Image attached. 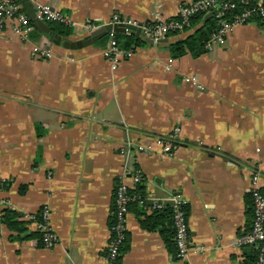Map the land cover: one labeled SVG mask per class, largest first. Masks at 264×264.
<instances>
[{
    "label": "crops",
    "instance_id": "0c3cea01",
    "mask_svg": "<svg viewBox=\"0 0 264 264\" xmlns=\"http://www.w3.org/2000/svg\"><path fill=\"white\" fill-rule=\"evenodd\" d=\"M190 1L41 0L98 27L113 16L171 18ZM86 35L77 28L66 38ZM182 38L136 48L113 67L108 39L66 50L34 25L17 35L0 24V199L21 215L46 206L57 239L44 248L33 225L16 234L0 222V264H105L114 188L119 178L134 188L135 169L147 205L141 217L128 209L118 264L243 263L251 248L236 239L251 225L255 173L264 192V28L250 21L197 57L172 58L169 45ZM39 48L51 58L34 55ZM175 128L178 147L165 155L154 138ZM127 141L150 150L126 157ZM175 198L188 208L182 260L163 241L168 222L140 225Z\"/></svg>",
    "mask_w": 264,
    "mask_h": 264
},
{
    "label": "built area",
    "instance_id": "2783aa9c",
    "mask_svg": "<svg viewBox=\"0 0 264 264\" xmlns=\"http://www.w3.org/2000/svg\"><path fill=\"white\" fill-rule=\"evenodd\" d=\"M218 0H192L188 3H182L178 6L176 15L167 19H160L158 14L155 18L141 26V35L144 38L150 39L153 42L164 38L167 34L175 31H180L187 27L190 19L197 13L206 11L208 8L214 9V18L218 24V28L213 32L205 44V49L210 50L213 45H221L224 39L233 31L236 26L244 25L258 18L261 26L264 28V0H252L251 4L246 6L248 0H237V2L226 1L217 5ZM36 17L42 21L58 23L71 29L85 30L86 33H91L98 28L92 22H84L77 24L67 18L60 11L55 9L48 3L41 0H29ZM245 6L244 9L235 16L232 20L226 19L225 15L229 10L235 9L237 5ZM6 21L9 23L14 34L24 35L29 29V18L21 11L20 5L14 0H0V24ZM109 23L112 24H129L138 26L140 23L125 17L113 16ZM142 24V23H141ZM113 33L110 34L108 48L105 52L107 59L113 67H116L119 61L125 59L129 53L123 52L113 38ZM34 55L37 57L49 59L52 54L43 48L34 50ZM168 69V67L166 68ZM184 81L195 83L193 77L185 78ZM179 129L175 128L167 136H157L154 138V144L161 149L165 155H171L178 147ZM150 150V146L133 143L127 141L125 147L120 150V153L126 157H131L135 153H146ZM130 178L133 184L141 180L140 171L135 169ZM258 176L255 173L252 176L253 187L250 190V199L252 202V221L247 232L239 235L236 239L237 247H252L256 251L255 264H264V192L257 186ZM134 200V196L129 194V187L123 182V178L117 180V184L113 192L112 208L114 215V223L110 226V238L107 244V250L104 255L105 264H118V256L120 248L124 241L125 234V219L128 213V205ZM184 204L180 199L172 200V223L174 228V245L176 249L175 257L184 259L189 250L188 247V229L186 215L181 208ZM9 207V203L0 200V215L2 209ZM159 208L157 203L153 206ZM39 212L38 218L36 213ZM37 212L23 215L22 219L33 225L35 230L40 233V244L44 248L52 247L57 239L53 233L49 223V210L46 206L40 208Z\"/></svg>",
    "mask_w": 264,
    "mask_h": 264
},
{
    "label": "trees",
    "instance_id": "16d2710c",
    "mask_svg": "<svg viewBox=\"0 0 264 264\" xmlns=\"http://www.w3.org/2000/svg\"><path fill=\"white\" fill-rule=\"evenodd\" d=\"M17 2L20 7L21 11L26 14L25 9L23 7V3L21 0H14ZM232 1L237 2V0H218L217 5H220L223 2ZM246 4L249 6L251 4L250 1ZM245 7V6H244ZM243 6L237 5L235 9L229 10L225 15L226 19L232 20L235 16H237L243 9ZM27 15V14H26ZM28 16V15H27ZM252 21L257 22L260 26L261 23L258 18H253ZM45 23L51 28V30L58 34L59 36L66 38L71 34V28L53 22L45 21ZM149 24V22L147 23ZM32 26V21L29 19V26ZM218 28V24L216 19L214 18V9L208 8L206 11L200 12L195 14L189 21L187 27H184L180 31H175L167 34L166 36L170 35H184V38L177 40L176 42L169 45L170 55L172 58H179L184 54H189L193 57H197L200 54L205 52V44L209 40L211 34L215 32ZM113 38L116 41L118 47L125 53H131L136 48L147 46L148 43L145 41V38L139 33L138 35L134 34H127V33H113ZM165 36V37H166ZM108 39L110 40V34L104 36L100 40ZM143 179L134 184V188H129V194L134 196V200L129 203L128 209L130 206L138 207L139 212H137V216L141 217L144 213L142 210L147 205L146 195L144 191V187L142 185ZM181 208L183 209L185 215L187 216V206L186 204H182ZM39 212L36 213V217L38 218ZM23 215L19 212L14 210L11 207H7L2 209V214L0 215V222L11 232L14 233H23L26 231L27 221L22 220ZM166 221L170 224L171 227V235H169L166 231L161 228L162 238L165 242L167 248L172 251L174 257L176 254L175 245H174V228L172 223V205H164L160 204L159 208H153V213L151 216H146L144 219H140V225L143 229L146 230H155L159 228V221L158 220ZM112 223H114V215H113V208H112V216H111ZM33 236L40 244V233L38 231L33 232ZM126 239V233L124 234V241L120 248L118 261L120 259L121 254L123 253L124 243ZM250 252L246 253L245 260L241 264H255L256 260V251L254 248L250 247ZM176 258V257H175Z\"/></svg>",
    "mask_w": 264,
    "mask_h": 264
},
{
    "label": "water",
    "instance_id": "95a60500",
    "mask_svg": "<svg viewBox=\"0 0 264 264\" xmlns=\"http://www.w3.org/2000/svg\"><path fill=\"white\" fill-rule=\"evenodd\" d=\"M23 3V7L25 9L28 18L32 21L33 25L35 26L36 30L40 33L46 35L49 41L56 45L61 46L63 49L66 50H76L86 46L93 44L94 42L100 40L106 35L111 33H127V34H134L138 35L141 32V26L145 23H140L138 26H133L129 24H112L107 23L103 24L85 37L79 40H69L68 38H63L58 34L54 33L51 28L41 19L36 17L34 9L32 8L29 0H21ZM145 41L148 44H153V41L150 39L145 38ZM168 204H172V201L167 202Z\"/></svg>",
    "mask_w": 264,
    "mask_h": 264
},
{
    "label": "rangeland",
    "instance_id": "374dc122",
    "mask_svg": "<svg viewBox=\"0 0 264 264\" xmlns=\"http://www.w3.org/2000/svg\"><path fill=\"white\" fill-rule=\"evenodd\" d=\"M0 200H2V199H0ZM5 201V200H4ZM7 202V201H6Z\"/></svg>",
    "mask_w": 264,
    "mask_h": 264
}]
</instances>
